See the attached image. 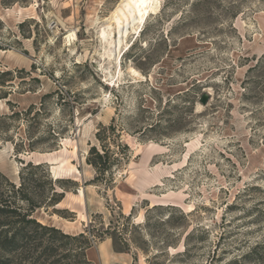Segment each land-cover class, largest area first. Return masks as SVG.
<instances>
[{"label": "rangeland", "instance_id": "374dc122", "mask_svg": "<svg viewBox=\"0 0 264 264\" xmlns=\"http://www.w3.org/2000/svg\"><path fill=\"white\" fill-rule=\"evenodd\" d=\"M119 3L0 0V189L42 163L30 217L57 229L26 225L8 263L264 264V0H158L109 58Z\"/></svg>", "mask_w": 264, "mask_h": 264}, {"label": "trees", "instance_id": "16d2710c", "mask_svg": "<svg viewBox=\"0 0 264 264\" xmlns=\"http://www.w3.org/2000/svg\"><path fill=\"white\" fill-rule=\"evenodd\" d=\"M8 74H11L10 70H0V99H6V102L10 104V101L7 98L11 93V90H9V88L8 90H1V87L6 85L4 76ZM9 84L11 83H8V85ZM33 107V105H30L24 112L28 113ZM18 113L19 112L17 111H13L8 115L0 114V137L3 136L5 128L7 127L5 125L6 119L15 116ZM114 128L115 126L112 123H109L108 125H101L95 133L100 149L95 145H92L87 153L86 162L95 169L97 174L94 179H97L99 176L103 178L105 174H108L112 171V166L114 164H118L120 162V155L117 153L114 155L115 153L111 151L106 145V140L109 137V131L112 132ZM117 146L120 147L119 144H117ZM28 147L30 149L33 148L31 142H29ZM121 149H126L127 151L128 147L127 145H121ZM39 167H42V163L32 164L31 162H27L19 172L21 182L17 188L14 189V183L7 182L12 187V189H0V264H9V259L8 257H5L4 254L8 253L14 248L19 247L20 242L27 234L25 231L26 225L34 224L43 231L57 230L53 226L43 225L37 222L33 217H30L31 212L37 205L34 204V201L28 195L26 188L27 177H24V171L26 169H36ZM59 200L60 199H56L55 202ZM24 202L26 203V207L23 205ZM60 234L64 238H76V235H69L66 233ZM79 235L84 236L83 233H79ZM88 246L89 244L87 243L85 248ZM86 262L88 263V261Z\"/></svg>", "mask_w": 264, "mask_h": 264}, {"label": "bare ground", "instance_id": "6f19581e", "mask_svg": "<svg viewBox=\"0 0 264 264\" xmlns=\"http://www.w3.org/2000/svg\"><path fill=\"white\" fill-rule=\"evenodd\" d=\"M157 4L158 0H120V3L111 12L101 29V38L103 44L107 47L106 57L110 58L112 54L116 53L117 49L121 48L123 38L127 35V32L130 29L137 30L144 22L145 16L158 7ZM112 25L116 28V38L112 37ZM70 36L68 35V38Z\"/></svg>", "mask_w": 264, "mask_h": 264}, {"label": "water", "instance_id": "95a60500", "mask_svg": "<svg viewBox=\"0 0 264 264\" xmlns=\"http://www.w3.org/2000/svg\"><path fill=\"white\" fill-rule=\"evenodd\" d=\"M204 101H205V97L202 98V102H204Z\"/></svg>", "mask_w": 264, "mask_h": 264}]
</instances>
